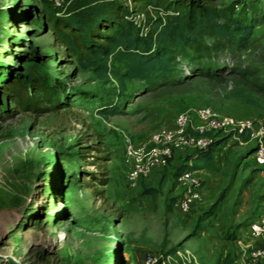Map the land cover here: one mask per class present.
<instances>
[{"label": "rangeland", "instance_id": "374dc122", "mask_svg": "<svg viewBox=\"0 0 264 264\" xmlns=\"http://www.w3.org/2000/svg\"><path fill=\"white\" fill-rule=\"evenodd\" d=\"M120 1L140 36L149 18L166 21L163 11L135 12L132 0ZM210 4L212 20L251 26L250 37L202 30L192 47L173 49L171 75L128 79L121 90L66 56L45 23H34L43 22L44 0H0V264H141L147 253L180 259L185 251L195 258L189 264H241L238 241L264 202V166L250 162L251 145L225 140L217 170L199 171L202 199L187 214L174 211L170 198L178 193L172 172L191 153L130 184L122 150L125 136L144 140L199 105L264 120V0ZM26 76L44 79L54 93L41 111L4 94L6 81ZM237 92L245 96L229 97Z\"/></svg>", "mask_w": 264, "mask_h": 264}, {"label": "trees", "instance_id": "16d2710c", "mask_svg": "<svg viewBox=\"0 0 264 264\" xmlns=\"http://www.w3.org/2000/svg\"><path fill=\"white\" fill-rule=\"evenodd\" d=\"M132 1L134 6L130 10L146 11L149 7L154 12L163 11L166 21L159 16L149 18V30L143 37L128 17L126 3L120 0H64L62 6L44 0L39 12L43 22L36 19L34 23H45L66 56L76 57L81 67H90L99 78L111 77L121 90L128 79L139 78L152 83L171 75L176 61L173 49L192 47L199 42L202 30H211L219 37L231 35L237 37L238 42L248 39L252 32L251 26L237 20L225 24L212 20L209 16L215 11L210 4L212 0ZM4 94L13 97L17 106L31 107L36 111L43 109L41 104L54 100L48 83L42 78L33 80L30 76L6 81ZM244 96L242 92H237L229 97ZM249 103L259 106L256 101ZM111 111L105 109L103 113L110 114ZM227 139V135L219 136L205 149L187 155L172 172L173 189L176 179L184 172L216 171V151ZM252 148L250 146L249 150ZM98 158L109 159L108 156ZM100 181L106 183L104 179ZM145 191L153 196L156 194L155 190ZM223 198L222 190L201 220H206ZM175 199L170 198V207Z\"/></svg>", "mask_w": 264, "mask_h": 264}, {"label": "built area", "instance_id": "2783aa9c", "mask_svg": "<svg viewBox=\"0 0 264 264\" xmlns=\"http://www.w3.org/2000/svg\"><path fill=\"white\" fill-rule=\"evenodd\" d=\"M62 6L64 0H48ZM227 135L239 145L255 147L250 162L264 166V120L240 117L221 112L208 105H199L178 112L170 126L162 127L144 140L125 136L122 143L124 160L128 163L126 180L135 184L154 171L170 164L179 154H191L205 149L214 139ZM204 182L198 171H187L176 179L178 193L173 209L187 214L202 199ZM241 248V264H264V202L261 211L248 224L245 242ZM175 254L147 253L141 264H189L195 258L190 252Z\"/></svg>", "mask_w": 264, "mask_h": 264}, {"label": "water", "instance_id": "95a60500", "mask_svg": "<svg viewBox=\"0 0 264 264\" xmlns=\"http://www.w3.org/2000/svg\"><path fill=\"white\" fill-rule=\"evenodd\" d=\"M254 149H255V147H253V148L250 150V153H251V152H253V151H254Z\"/></svg>", "mask_w": 264, "mask_h": 264}]
</instances>
